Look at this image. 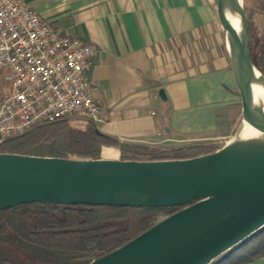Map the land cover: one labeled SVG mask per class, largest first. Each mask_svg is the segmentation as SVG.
I'll list each match as a JSON object with an SVG mask.
<instances>
[{
	"label": "water",
	"instance_id": "1",
	"mask_svg": "<svg viewBox=\"0 0 264 264\" xmlns=\"http://www.w3.org/2000/svg\"><path fill=\"white\" fill-rule=\"evenodd\" d=\"M241 114L234 137L213 153L130 161L0 153V212L28 204L176 209L89 264H212L264 229V110L252 88L264 76L249 55L242 0H216ZM165 100L163 90L158 92ZM251 137L237 140L241 129Z\"/></svg>",
	"mask_w": 264,
	"mask_h": 264
},
{
	"label": "crops",
	"instance_id": "2",
	"mask_svg": "<svg viewBox=\"0 0 264 264\" xmlns=\"http://www.w3.org/2000/svg\"><path fill=\"white\" fill-rule=\"evenodd\" d=\"M22 1L53 28L95 48L88 79L101 133L158 148L235 126L240 101L216 0ZM102 154L119 159L116 148ZM242 260L236 264H264V256Z\"/></svg>",
	"mask_w": 264,
	"mask_h": 264
},
{
	"label": "trees",
	"instance_id": "3",
	"mask_svg": "<svg viewBox=\"0 0 264 264\" xmlns=\"http://www.w3.org/2000/svg\"><path fill=\"white\" fill-rule=\"evenodd\" d=\"M264 1V0H263ZM264 12V8H263ZM247 14V13H246ZM249 27V55L264 76V32ZM237 107L241 109L240 104ZM102 148L119 150V160H179L207 155L218 148L192 144L168 150L121 143L88 120L58 118L0 143V153L96 160ZM106 206L21 205L0 212V264H89L179 211ZM242 251L236 255L235 252ZM235 252L212 264L249 262L264 256V229Z\"/></svg>",
	"mask_w": 264,
	"mask_h": 264
},
{
	"label": "built area",
	"instance_id": "4",
	"mask_svg": "<svg viewBox=\"0 0 264 264\" xmlns=\"http://www.w3.org/2000/svg\"><path fill=\"white\" fill-rule=\"evenodd\" d=\"M95 55L22 0H0V143L58 118L98 121L88 79Z\"/></svg>",
	"mask_w": 264,
	"mask_h": 264
},
{
	"label": "rangeland",
	"instance_id": "5",
	"mask_svg": "<svg viewBox=\"0 0 264 264\" xmlns=\"http://www.w3.org/2000/svg\"><path fill=\"white\" fill-rule=\"evenodd\" d=\"M242 1L246 13L251 14L250 21L252 24V29L255 33V38L259 39L262 33L264 32V12H263L264 1L263 0H242ZM238 100L240 101L239 96H238ZM240 114H241V109L239 108L238 118L234 127L228 126L225 128H219L216 132L212 133L211 136L173 138L165 141L164 143H160L157 149L168 150V149L178 148L192 144L211 145L220 149L234 137L236 130L238 128ZM110 157L112 156L107 154L101 155V158L104 159H108ZM235 254L240 255L242 254V251L239 250L235 252Z\"/></svg>",
	"mask_w": 264,
	"mask_h": 264
},
{
	"label": "bare ground",
	"instance_id": "6",
	"mask_svg": "<svg viewBox=\"0 0 264 264\" xmlns=\"http://www.w3.org/2000/svg\"><path fill=\"white\" fill-rule=\"evenodd\" d=\"M252 96L255 102L264 110V91L258 86L252 88ZM251 137V132L248 129H241L237 134V140H245Z\"/></svg>",
	"mask_w": 264,
	"mask_h": 264
}]
</instances>
